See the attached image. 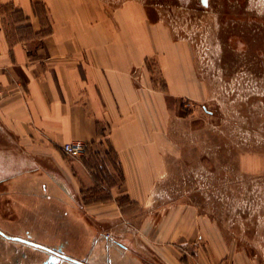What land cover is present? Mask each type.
Wrapping results in <instances>:
<instances>
[{
	"label": "crops",
	"instance_id": "obj_1",
	"mask_svg": "<svg viewBox=\"0 0 264 264\" xmlns=\"http://www.w3.org/2000/svg\"><path fill=\"white\" fill-rule=\"evenodd\" d=\"M195 54L137 1L0 0V209L9 217L37 209L43 184L47 200L82 227L89 226L85 209L99 223L117 219L118 196L144 203V186L154 184L166 160L157 146L163 135L144 123L164 121L166 92L205 97ZM153 63L162 87L153 81ZM148 90L162 96L161 114L144 113ZM72 140L87 144L83 156L61 150ZM100 186L112 200L80 204ZM196 218L174 210L158 215L155 226L134 220L144 235V264H250L230 254L220 263L226 250L216 236L198 247L207 233H197ZM118 239L136 248L131 236Z\"/></svg>",
	"mask_w": 264,
	"mask_h": 264
},
{
	"label": "rangeland",
	"instance_id": "obj_2",
	"mask_svg": "<svg viewBox=\"0 0 264 264\" xmlns=\"http://www.w3.org/2000/svg\"><path fill=\"white\" fill-rule=\"evenodd\" d=\"M132 1L146 4L151 17L161 18L174 36L191 42L205 72V97L169 96L165 91L162 110V96L146 91L150 105L144 106V113L158 110L161 114L162 110L165 115L163 122L144 123V129L150 126L153 134L163 135L157 146L164 152L165 166L153 185L144 186V203L116 198L117 219L93 220L85 208L94 199L112 200V192L107 186L88 190L80 203L84 201L86 224L95 226V233L100 229L116 239L131 236L136 248L129 252L144 263V235L134 220L144 218L151 227L158 215L190 210L197 217V233H207H198L202 235L197 238L198 247L216 236L218 248L226 250L220 263H226L230 254L238 261L264 264V66L246 68L236 58L209 57L205 36L209 15L196 5L197 0ZM149 68L154 83L162 87L158 68L154 63ZM174 157L178 158L173 163ZM116 189L120 193L121 185Z\"/></svg>",
	"mask_w": 264,
	"mask_h": 264
},
{
	"label": "flooded vegetation",
	"instance_id": "obj_3",
	"mask_svg": "<svg viewBox=\"0 0 264 264\" xmlns=\"http://www.w3.org/2000/svg\"><path fill=\"white\" fill-rule=\"evenodd\" d=\"M196 5L209 15V57L236 58L246 68L264 66V0H197ZM47 189L43 184L35 210L9 217L0 209L1 264H144L124 240L82 227L68 211L55 207Z\"/></svg>",
	"mask_w": 264,
	"mask_h": 264
},
{
	"label": "built area",
	"instance_id": "obj_4",
	"mask_svg": "<svg viewBox=\"0 0 264 264\" xmlns=\"http://www.w3.org/2000/svg\"><path fill=\"white\" fill-rule=\"evenodd\" d=\"M3 93V88L0 85V98L3 96ZM61 150L71 157H80L86 153L87 144L79 140L67 141L61 145ZM106 235L110 236L111 234L106 233Z\"/></svg>",
	"mask_w": 264,
	"mask_h": 264
}]
</instances>
